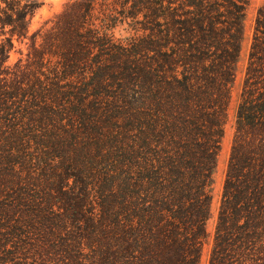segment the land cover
<instances>
[{
	"label": "trees",
	"instance_id": "trees-1",
	"mask_svg": "<svg viewBox=\"0 0 264 264\" xmlns=\"http://www.w3.org/2000/svg\"><path fill=\"white\" fill-rule=\"evenodd\" d=\"M249 4L74 0L11 68L0 0V264L201 263ZM234 129L209 264H264V5Z\"/></svg>",
	"mask_w": 264,
	"mask_h": 264
},
{
	"label": "rangeland",
	"instance_id": "rangeland-1",
	"mask_svg": "<svg viewBox=\"0 0 264 264\" xmlns=\"http://www.w3.org/2000/svg\"><path fill=\"white\" fill-rule=\"evenodd\" d=\"M40 4V8L36 11L32 18L29 37L23 41L15 42V49L11 52L8 65L13 68L19 61L24 65L27 62L28 54L31 51V46L36 43L40 46L43 42L44 35L52 30L58 21L59 16L64 12L67 5L74 0H34ZM98 8L102 4L109 3L113 0H96ZM264 5V0H250L245 19V35L242 43L241 58L237 68L236 81L233 87L228 122L226 125L225 136L222 142V148L218 160V167L214 177L213 185V204H212V218L208 222L207 230L209 238L203 248V255L200 264H209V257L213 245V237L217 222V215L221 201L223 184L227 164L229 161L231 148L234 139V120L236 110L240 101L242 88L245 79V73L249 62L250 48L254 37L256 19L259 9ZM41 32L35 40H31V36L35 33ZM134 34V31L129 29L127 24L119 25L115 30V35L118 39H125Z\"/></svg>",
	"mask_w": 264,
	"mask_h": 264
}]
</instances>
